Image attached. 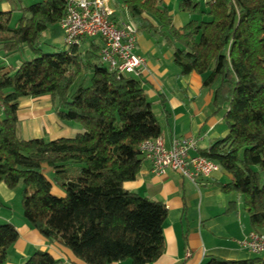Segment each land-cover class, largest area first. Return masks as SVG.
I'll return each instance as SVG.
<instances>
[{
    "label": "trees",
    "instance_id": "1",
    "mask_svg": "<svg viewBox=\"0 0 264 264\" xmlns=\"http://www.w3.org/2000/svg\"><path fill=\"white\" fill-rule=\"evenodd\" d=\"M13 1L17 18L14 10H0V53L10 60L0 61V182L11 189L21 184L27 224L86 263L154 262L165 249L168 207L124 185L142 168L141 144L162 134L143 78L110 70L101 58L102 37L43 50V35L64 18L69 0ZM112 1L127 8L138 32L173 48L182 74L201 75L213 91L214 113L224 115L229 131L201 154L230 175L223 191L242 195L251 226L264 229V0H180L178 8L193 15L180 27L164 0ZM44 95L61 121L81 131L23 138L20 99ZM54 185L64 194L53 193ZM18 238L13 223H0V264H8ZM25 264L58 260L38 249ZM205 264L264 259L210 256Z\"/></svg>",
    "mask_w": 264,
    "mask_h": 264
},
{
    "label": "crops",
    "instance_id": "2",
    "mask_svg": "<svg viewBox=\"0 0 264 264\" xmlns=\"http://www.w3.org/2000/svg\"><path fill=\"white\" fill-rule=\"evenodd\" d=\"M164 1L178 27L193 17L179 8H172L171 0ZM114 7L117 21H130L137 26L125 6ZM0 10H14V14L19 12L13 0H0ZM46 32L51 37L49 28ZM136 52L147 59L140 76L144 80L147 96L153 102L162 129L161 137L167 148L177 138L193 137L197 141V149L191 153L197 155L228 133L224 115L214 113L213 91L203 87L201 75L195 72L181 73L174 59L173 48L161 37H153L139 30ZM2 60L5 63L10 61L0 53ZM18 117L20 132L25 139L72 137L81 131L79 124L59 119L50 95L22 97ZM43 170L49 177L53 176L48 166L44 165ZM228 181L230 175L222 169L195 181L176 171L157 174L152 170L151 163L144 160L136 179L126 181L125 187L162 201L168 207L164 225V252L148 264H205L210 256L225 259L259 256L264 259V252L253 253L241 244L255 229L244 208L243 196L237 192L223 191L221 183ZM22 189L21 184L11 189L5 182H0V223L11 222L19 232L18 240L9 251L8 264H25L26 259L38 249L48 251L58 260V264H88L76 257L68 247L49 242L27 224L23 216ZM52 191L57 195L64 194L56 185ZM231 201H236L234 210H229ZM257 231L264 229L258 228ZM109 264L133 263L124 260Z\"/></svg>",
    "mask_w": 264,
    "mask_h": 264
},
{
    "label": "built area",
    "instance_id": "3",
    "mask_svg": "<svg viewBox=\"0 0 264 264\" xmlns=\"http://www.w3.org/2000/svg\"><path fill=\"white\" fill-rule=\"evenodd\" d=\"M60 24L67 44H78L83 37H102L101 58L110 70L141 75L147 59L136 52L137 26L130 21L115 19L112 0H69ZM140 148L144 159L151 163L157 174L176 171L195 181L221 169L214 160L191 153L197 149L193 137L177 138L167 148L159 136L144 141ZM241 244L253 253L264 252V232H250Z\"/></svg>",
    "mask_w": 264,
    "mask_h": 264
},
{
    "label": "rangeland",
    "instance_id": "4",
    "mask_svg": "<svg viewBox=\"0 0 264 264\" xmlns=\"http://www.w3.org/2000/svg\"><path fill=\"white\" fill-rule=\"evenodd\" d=\"M35 1H38V0H23V5H30ZM178 3H179V0L178 1L171 0V7L177 9ZM19 14H20L19 12L15 14V17L17 18ZM59 24L60 23L53 24L49 27L51 37L48 36L47 32L43 35L41 42H42V48L45 52L60 51L67 47V45L65 44L63 29L61 27V24L60 25ZM88 43L89 41L86 42L84 46H87ZM29 56L32 57L31 54H29ZM84 76L85 78L89 77V73H85ZM21 135H22V132H21Z\"/></svg>",
    "mask_w": 264,
    "mask_h": 264
}]
</instances>
